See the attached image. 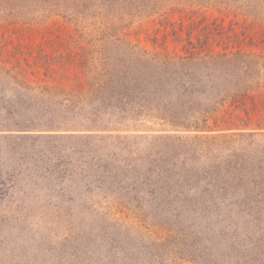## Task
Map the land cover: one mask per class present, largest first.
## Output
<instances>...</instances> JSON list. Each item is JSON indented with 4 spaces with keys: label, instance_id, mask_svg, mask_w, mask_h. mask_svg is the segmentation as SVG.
Masks as SVG:
<instances>
[{
    "label": "rangeland",
    "instance_id": "obj_1",
    "mask_svg": "<svg viewBox=\"0 0 264 264\" xmlns=\"http://www.w3.org/2000/svg\"><path fill=\"white\" fill-rule=\"evenodd\" d=\"M45 1L0 4V45L40 60L31 80L83 45L138 81L64 113L67 130H0V264H264V133L192 127L208 95L161 64L198 36L226 48L219 27L261 49L264 0Z\"/></svg>",
    "mask_w": 264,
    "mask_h": 264
},
{
    "label": "trees",
    "instance_id": "obj_2",
    "mask_svg": "<svg viewBox=\"0 0 264 264\" xmlns=\"http://www.w3.org/2000/svg\"><path fill=\"white\" fill-rule=\"evenodd\" d=\"M8 1L0 0V4ZM47 1L51 4L54 0H46L45 5ZM64 1L78 8L81 0ZM38 8L43 11L41 6ZM262 13L255 20L259 26L257 33H261L258 38L261 49L253 47L256 40L252 34L242 35L219 27V40L229 41L226 48L210 50L208 45L214 36H198L197 41L189 40L175 55L163 56V72L178 75L183 94L208 95L210 104L197 110L200 116L192 125L195 129L264 133V11ZM58 27H54L53 34L59 31ZM200 30L210 33L211 27L206 24ZM58 44L62 46L61 42ZM18 45L13 46L14 51L10 50L8 42L0 45L1 131L67 130L62 121L64 113L79 105H89L94 114L102 108L100 104L110 107L114 101L121 102L118 89L138 81V69L134 65L92 62L83 45L77 46L81 50L79 57L70 49L66 54L55 51L52 58L42 56L44 78L33 81L30 74L39 70H32V66L40 60L32 61L31 55ZM65 45L72 46L68 41ZM87 54L91 65L85 66L87 72H84L82 59Z\"/></svg>",
    "mask_w": 264,
    "mask_h": 264
}]
</instances>
